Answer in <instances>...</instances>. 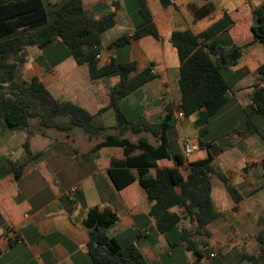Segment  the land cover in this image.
I'll return each mask as SVG.
<instances>
[{
	"label": "trees",
	"instance_id": "trees-1",
	"mask_svg": "<svg viewBox=\"0 0 264 264\" xmlns=\"http://www.w3.org/2000/svg\"><path fill=\"white\" fill-rule=\"evenodd\" d=\"M137 1L141 22L132 38L152 36L158 39L146 0ZM160 2L164 7L170 3L168 0ZM49 4L45 0H0V128L24 133L23 156L9 162V172L18 180L25 169L41 156L42 152L34 153L30 145L33 135L31 119L37 120L41 135H45L48 129L70 133L79 128L92 138L106 129L96 123L95 115L82 106L72 101L57 100L37 76L30 79L22 76L28 47L45 49L61 43L76 64L88 67L92 81L118 79L109 93V103L99 110H114V128L118 132L104 135L92 150L98 151L105 146L122 148V159H110L107 170L110 181L120 190L137 179L147 195L148 214L169 247L181 246L191 252L194 257L192 264H203L204 254L195 237L208 234L207 225L222 215L212 202L211 176L215 175L222 181L234 204H238L243 196L225 172L213 165L214 154L209 151L212 142H203L202 137L208 133L212 118L227 105L229 93L235 86V82L231 83L225 77V71L237 65L246 47L264 44V0L252 10L257 24L251 25L252 39L246 44L237 45L229 37L233 20L227 12L197 34L186 29L175 30L170 36L179 61L177 83L180 96L177 107L185 117L195 115L193 124L198 128L197 146L206 151L204 158L191 161L183 153H171L169 150L167 130L170 120L175 119L172 105L166 106V113L158 123H134L119 108V99L152 81L156 74L152 72V62L139 72L133 61L120 62L111 58L108 64H98L96 55L101 49V35L114 25L115 12L109 11L95 18L82 0ZM209 11L208 6L207 13ZM128 42V36L123 34L108 47L113 49ZM256 80L258 82L250 92L249 115L258 114L264 118V62L257 67ZM126 130L135 134L149 131L158 143L153 144L144 136L132 142L124 136ZM163 158L172 159L174 165L159 167L157 161ZM151 169H154V174ZM262 169L264 187V158ZM75 211H85L82 225L88 236L87 264H148L135 243L122 244L116 237L107 235L108 229L119 220L114 210L97 205L86 207L84 197L77 189L69 200L67 216L79 219ZM183 219L189 221L188 227L180 225ZM257 224L260 226L256 235L261 246L259 255L241 256L242 259L253 260L254 264H258L259 258L264 260V211Z\"/></svg>",
	"mask_w": 264,
	"mask_h": 264
},
{
	"label": "crops",
	"instance_id": "crops-1",
	"mask_svg": "<svg viewBox=\"0 0 264 264\" xmlns=\"http://www.w3.org/2000/svg\"><path fill=\"white\" fill-rule=\"evenodd\" d=\"M168 1L170 3L164 7L160 0H146L159 38L156 39L152 36H144L140 39L132 38V33L141 22L137 8V16L130 22L132 28L123 33L128 36L129 42L120 47L123 50L117 52L108 46L123 34L105 44L104 47H102V39L109 29L118 25V13H125L124 0H82L84 7L88 9L98 2L109 7L108 11L92 12L95 18L109 11L115 12L114 25L101 35V49L98 53L99 58H97L100 66L108 64L111 58H114L120 62H135L136 71L139 72L145 69L150 62L154 63L152 72L156 74V77L142 86L149 94L145 110L141 113L143 122L158 123L165 115L167 105L179 104L180 94L173 95L171 93L173 91L167 87L170 80L169 69L175 73V70L178 71L179 68V61L175 63L176 59L178 60L176 50L170 43L172 32L188 29L197 34L218 20L224 12H227L233 20L228 35L235 44L243 45L252 39L250 29L253 24L251 22L252 10L261 3L253 4L250 0H230L232 3L222 5L218 0ZM207 5L210 8L208 13ZM259 46L264 47V44L255 43L250 46V49L253 50ZM50 47L45 49L27 48V61L22 67V76L25 79L37 76L57 100L72 101L82 106L95 115L98 124L105 126L106 129L92 138L88 137L81 129L77 134L72 130L68 135H65L67 137L71 135L72 141L77 136L80 146L63 151L55 150V155L48 156L45 163L39 162V157H43L44 152L48 151L46 149L48 144L43 145L47 130L44 136L39 131L38 133L32 131L33 135L30 140L32 151L34 153L42 152L41 156L25 169L18 180H15L12 173L9 172V162L23 156L24 133L0 128V264H87L89 261L88 236L82 225L85 211L83 213L74 212L79 215V219L75 217L70 219L66 212L69 200L73 196L68 194V190L72 186L78 187V191L84 197L86 207L97 205L109 207L116 212L119 220L115 226L108 229V236L116 237L122 244L135 243L146 256L148 264H164V257L171 254V248L164 235L156 229L154 219L148 214L146 192L137 179L120 190H117L109 179L107 170L110 167V159H122V148L105 146L98 151H92L95 144L103 140L104 135L113 134L116 131L114 110L108 109L103 112L99 110L109 103V93L118 79L94 82L90 78L88 67L85 64H76L71 56H65L64 59L51 66L43 65L38 60ZM243 56L237 65L229 70L231 76L237 78L235 86L252 74L249 63L254 60V57L243 59ZM167 62H173V64L168 66ZM238 76L240 77L238 78ZM160 92H163L161 99ZM131 95L127 96V98L130 97V100L132 99ZM109 111L110 115L106 116ZM192 116L195 117V115ZM49 131L55 132L53 129ZM55 133L57 134V132ZM149 134H151L149 131H142L135 134V138L129 140L137 142L139 137L144 136L149 142L157 144V141H151L152 138ZM194 141L197 142V139ZM85 154L91 156L93 162H100L101 166L91 168L82 164L78 169L71 170L63 159V155ZM220 154H225V152ZM205 156L192 158L189 161ZM157 164L159 167H171L174 162L172 159L163 158L159 159ZM57 172L62 173L64 181L59 179L56 181L57 178L54 175ZM150 172L154 174V169H151ZM185 173L184 171L183 174ZM262 173L263 169L259 171L260 175ZM214 179L218 178L212 175L210 179L211 198L215 209L222 215L207 225L208 231L215 227L216 221L224 219V217L240 220L238 216L243 218L242 209L246 203L258 205V198L264 197V187L261 184L258 187L260 191L258 190L254 195L243 196L238 204H234L222 181L218 179L216 182ZM242 180L248 182L246 174H243ZM232 181L235 186L238 185L237 181ZM249 186L251 188L253 185ZM89 196L94 198L93 203L88 202ZM244 214H248V212L245 211ZM183 251L184 256L188 259L189 251L185 249Z\"/></svg>",
	"mask_w": 264,
	"mask_h": 264
},
{
	"label": "rangeland",
	"instance_id": "rangeland-1",
	"mask_svg": "<svg viewBox=\"0 0 264 264\" xmlns=\"http://www.w3.org/2000/svg\"><path fill=\"white\" fill-rule=\"evenodd\" d=\"M63 1L64 0H45L47 4L49 2L51 5L54 3L60 4ZM218 1L222 3V5L232 3L230 0ZM262 1L263 0H250L253 4ZM137 4V0H124L125 13H118V25L109 29L104 34L102 47L123 34L127 29L132 28L130 22L137 16ZM251 22H254L253 15ZM120 47L121 46L113 49L119 52V50H123V48ZM118 54L121 55V53ZM242 55H244L243 59L254 57V60L249 63V66L252 68V74L235 87H232L233 89L229 93L230 99L227 105L216 117L212 118L208 125L209 131L202 137V141L212 142L209 151L214 154L213 165L216 168H223L222 171L228 175L231 182H233L232 180L237 181V189L242 196L247 197L249 195H254L258 190L260 191L258 187L262 184L259 171L262 170V161L264 158V118L258 114L249 115L248 105L250 103V92L252 87L258 82L256 80V67L264 61V47L259 46L251 50L250 46H248L244 49ZM65 56H69L66 47L61 43H57L47 49L43 57L38 61L43 65L51 66L53 63L64 59ZM177 62L178 60L176 59L175 63ZM171 64H173V62H167L168 66H171ZM229 70L225 71V77L231 83L236 82L237 78L231 76ZM171 71L170 69L168 71L170 72V80L167 87L173 91L171 92L173 95L178 96V71L175 70V73ZM239 77L240 76H238V78ZM162 93L163 92L159 93L160 99L163 97ZM127 96L118 100L119 108L129 120L131 119L136 122L143 121L141 113L145 110V103L149 96V94L146 93V89L142 87L133 92L131 100L130 97L127 98ZM172 111V115L175 119L172 118L170 120V126L167 130L169 150L171 153H183V143L185 141H189L190 144H195L196 146L198 145L197 142L194 141L198 138V128L193 124L195 120L194 116H184L179 120L176 119V113L179 111L176 103L173 104ZM109 115L110 111L106 116ZM94 121L98 123L96 117ZM30 122L32 131L38 133L39 127L37 120L31 119ZM49 130L50 129L47 130V135L43 140V145L48 144L46 148L48 151L44 152L43 157H39V162L41 161L42 163L43 161L45 163L48 156L52 157L55 155V150L63 151L64 149L80 146L77 136L74 138V141H72L71 135L68 137L65 135L69 133L55 130V132H57L56 134L54 131L50 132ZM79 130V128H75L73 133L77 134ZM117 132L118 130L113 134ZM149 135L152 138L151 141L156 142V138L153 137V135L151 136V134ZM124 136L130 139L135 138L136 135L131 132V130H126ZM54 139L55 142H53ZM199 149L200 148L197 146L194 152L187 157V160L206 155L205 150ZM224 152L225 154H220ZM63 159L71 170L78 169L82 164H86L91 168H98L101 166L100 162H93V158L87 154L76 156L63 155ZM243 174L247 175L248 182L242 180ZM54 176L57 178L56 181H58V179L64 181L61 172H57ZM217 180L218 179H214L216 182ZM249 185L253 186L250 188ZM70 195H74V193ZM258 199V205L256 203H246V206L242 209L243 218L238 216L240 220L230 217L226 219L224 217V219L215 222V227L211 229V231H208V234L195 237V239L198 240V247L204 254L202 260L203 264H254L252 262L253 260L242 259L241 256L246 254L257 257L260 252L261 246L256 240V235L260 229L257 220L262 216L264 211V197L260 196ZM93 201L94 198L89 196L88 202L93 203ZM245 211L248 212V214H244ZM180 225L188 227L189 221L183 219ZM183 250L181 246L172 248L171 254L164 257V264H192L194 257L191 252H189L187 259V257L184 256ZM211 253H213V256L210 255ZM257 262L258 264H264L261 258H259Z\"/></svg>",
	"mask_w": 264,
	"mask_h": 264
},
{
	"label": "built area",
	"instance_id": "built-area-1",
	"mask_svg": "<svg viewBox=\"0 0 264 264\" xmlns=\"http://www.w3.org/2000/svg\"><path fill=\"white\" fill-rule=\"evenodd\" d=\"M96 58H99V54L96 55ZM176 119L179 120L181 118L184 117L183 115V112L181 110H179L177 113H176ZM197 148V146L195 144H190L189 141H185L183 143V155L184 157L187 159V157H189L193 152L194 150ZM78 189L77 186H73L72 188H70L68 190V194H73L75 193V191ZM213 256V254H211Z\"/></svg>",
	"mask_w": 264,
	"mask_h": 264
},
{
	"label": "water",
	"instance_id": "water-1",
	"mask_svg": "<svg viewBox=\"0 0 264 264\" xmlns=\"http://www.w3.org/2000/svg\"><path fill=\"white\" fill-rule=\"evenodd\" d=\"M90 10L93 13H98V12L108 11L109 7L104 5V4H102V2H98V3L94 4V5H92ZM253 24L256 25L257 23L253 22Z\"/></svg>",
	"mask_w": 264,
	"mask_h": 264
}]
</instances>
